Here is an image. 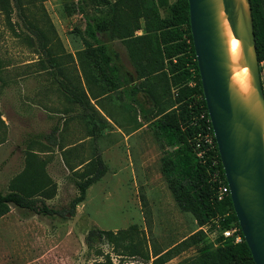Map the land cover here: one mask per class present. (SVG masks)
Returning <instances> with one entry per match:
<instances>
[{"label":"rangeland","instance_id":"rangeland-1","mask_svg":"<svg viewBox=\"0 0 264 264\" xmlns=\"http://www.w3.org/2000/svg\"><path fill=\"white\" fill-rule=\"evenodd\" d=\"M154 1L162 29L151 42L140 0H0V192L20 191L63 212L12 207L0 219V264H219L221 231L178 204L167 172L175 148L157 133L161 116L175 114L196 150L204 145L218 166L194 61L187 54L173 58L192 78L180 88L163 66L166 52L181 44L172 31L189 43L185 18L172 27L173 8H185V0ZM86 15L101 19L137 85L103 80ZM129 40L147 54L142 67L130 58ZM259 68L264 90V60ZM55 127L51 146L46 136ZM97 155L105 173L71 215L78 174ZM212 179L223 182L219 170ZM92 229L107 235L88 244Z\"/></svg>","mask_w":264,"mask_h":264},{"label":"trees","instance_id":"trees-1","mask_svg":"<svg viewBox=\"0 0 264 264\" xmlns=\"http://www.w3.org/2000/svg\"><path fill=\"white\" fill-rule=\"evenodd\" d=\"M140 2L146 17V35H148L151 38V42H153V33H155L156 30L162 29L161 24L160 26H156L155 20L153 19L154 13H156V4L154 0H140ZM250 2L254 21L257 54L260 63L264 60V0H250ZM173 9L176 24L172 27L177 28L178 25L182 24L177 21V18H185L184 24L186 25L189 43L187 44L184 42L181 33L179 36H176V32L172 31V37L176 40L179 39L181 44L176 45V52L174 54L170 55L166 52L163 66L171 76L172 84L180 88L192 78H190L189 72L184 70L185 68H178L175 61L184 54L192 58L194 61L195 75L198 79L197 94L200 98V104L206 114L204 123H206L210 131L213 132L193 46L188 0H185V8L175 6ZM86 17V32L91 39L96 41L93 56L97 68L102 74L103 80L111 86H120L123 88L137 85L134 76L125 69L117 54L109 46V32L106 26L101 22V19L93 15H86ZM102 37H106V40L101 41ZM126 44L133 64L142 67L141 63L147 54L131 40L126 42ZM151 53H154L153 48L151 49ZM174 57H176L177 60L175 59L174 61ZM180 76H182L183 80L179 79ZM146 83L145 81L140 85ZM59 85L65 86L61 82ZM66 92L74 102L83 103L81 95L69 90H66ZM182 93H185V90H182ZM57 131L58 127H55L51 133L46 136L51 146L57 144L55 137ZM157 133L167 145L175 148L173 154L174 166H172V164L168 165L167 172L170 186L176 196L178 204L183 209L192 211L202 223L210 225L215 231H221L220 239L223 243L218 249L219 264H255L243 237L230 195H227L223 200L218 199L219 188L221 186H227L218 149V166L215 167L209 153L205 152V146L203 145L202 150H196L194 144L191 143L187 135L182 120L170 112L163 114L159 119ZM86 165L87 167L84 168L85 170L78 174V180L76 182L77 196L70 202L69 213L71 215H74L77 206L85 201L87 190L103 177L106 170L100 155H97L95 159ZM215 170L220 171L222 183H219V179H212V174H214ZM12 207L27 209L45 215H63V212L55 211L44 203L38 206L34 199L20 191L14 190L8 193L0 192V219L8 215ZM233 227L239 229V233L243 238L241 243L236 244L232 239H225L223 237L222 232ZM104 235H107V233L92 229L87 234L86 242L91 244L96 237L102 238Z\"/></svg>","mask_w":264,"mask_h":264},{"label":"water","instance_id":"water-1","mask_svg":"<svg viewBox=\"0 0 264 264\" xmlns=\"http://www.w3.org/2000/svg\"><path fill=\"white\" fill-rule=\"evenodd\" d=\"M202 90L234 212L255 264H264V90L250 0H188ZM250 72L243 93L232 81L224 22Z\"/></svg>","mask_w":264,"mask_h":264},{"label":"bare ground","instance_id":"bare-ground-1","mask_svg":"<svg viewBox=\"0 0 264 264\" xmlns=\"http://www.w3.org/2000/svg\"><path fill=\"white\" fill-rule=\"evenodd\" d=\"M226 35L228 38L229 53L232 60V81L243 92L247 93L250 89V72L247 67L241 65L242 49L240 41L232 33L230 25L224 22Z\"/></svg>","mask_w":264,"mask_h":264},{"label":"built area","instance_id":"built-area-1","mask_svg":"<svg viewBox=\"0 0 264 264\" xmlns=\"http://www.w3.org/2000/svg\"><path fill=\"white\" fill-rule=\"evenodd\" d=\"M227 195H230L228 185L221 186L219 188L218 199L223 200ZM222 234L225 239H232L234 243L236 244L241 243L243 241V238L241 234L239 233V229L237 227L226 229L222 232Z\"/></svg>","mask_w":264,"mask_h":264},{"label":"crops","instance_id":"crops-1","mask_svg":"<svg viewBox=\"0 0 264 264\" xmlns=\"http://www.w3.org/2000/svg\"><path fill=\"white\" fill-rule=\"evenodd\" d=\"M63 87V86H62ZM47 139V138H46ZM49 143V142H48ZM50 144V143H49ZM57 145V144H56ZM55 146V145H54ZM12 209V208H11ZM5 217V216H4Z\"/></svg>","mask_w":264,"mask_h":264}]
</instances>
